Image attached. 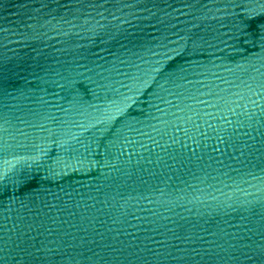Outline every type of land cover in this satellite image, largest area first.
I'll return each mask as SVG.
<instances>
[{
    "label": "water",
    "instance_id": "obj_1",
    "mask_svg": "<svg viewBox=\"0 0 264 264\" xmlns=\"http://www.w3.org/2000/svg\"><path fill=\"white\" fill-rule=\"evenodd\" d=\"M0 264H264V0H0Z\"/></svg>",
    "mask_w": 264,
    "mask_h": 264
}]
</instances>
